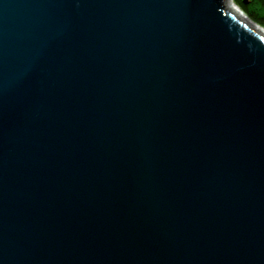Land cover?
I'll return each mask as SVG.
<instances>
[{
  "label": "water",
  "instance_id": "95a60500",
  "mask_svg": "<svg viewBox=\"0 0 264 264\" xmlns=\"http://www.w3.org/2000/svg\"><path fill=\"white\" fill-rule=\"evenodd\" d=\"M0 264H264V27L0 0Z\"/></svg>",
  "mask_w": 264,
  "mask_h": 264
},
{
  "label": "trees",
  "instance_id": "16d2710c",
  "mask_svg": "<svg viewBox=\"0 0 264 264\" xmlns=\"http://www.w3.org/2000/svg\"><path fill=\"white\" fill-rule=\"evenodd\" d=\"M254 21L264 27V0H233Z\"/></svg>",
  "mask_w": 264,
  "mask_h": 264
},
{
  "label": "bare ground",
  "instance_id": "6f19581e",
  "mask_svg": "<svg viewBox=\"0 0 264 264\" xmlns=\"http://www.w3.org/2000/svg\"><path fill=\"white\" fill-rule=\"evenodd\" d=\"M231 1V5L239 12V13H241L242 15H244V16H246V17H248V18H250L243 10H242V8L241 7H239L233 0H230ZM245 2H247L246 0H245ZM251 19V18H250ZM254 21V20H253ZM256 22V21H255Z\"/></svg>",
  "mask_w": 264,
  "mask_h": 264
}]
</instances>
